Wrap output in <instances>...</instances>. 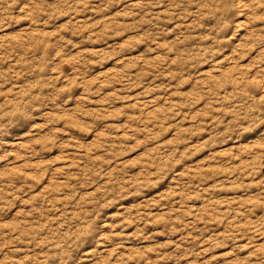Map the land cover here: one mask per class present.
I'll return each instance as SVG.
<instances>
[{
  "label": "rangeland",
  "instance_id": "1",
  "mask_svg": "<svg viewBox=\"0 0 264 264\" xmlns=\"http://www.w3.org/2000/svg\"><path fill=\"white\" fill-rule=\"evenodd\" d=\"M0 264H264V0H0Z\"/></svg>",
  "mask_w": 264,
  "mask_h": 264
}]
</instances>
